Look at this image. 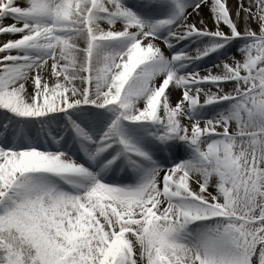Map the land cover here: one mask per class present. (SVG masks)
Listing matches in <instances>:
<instances>
[{
    "label": "snow or ice",
    "instance_id": "obj_1",
    "mask_svg": "<svg viewBox=\"0 0 264 264\" xmlns=\"http://www.w3.org/2000/svg\"><path fill=\"white\" fill-rule=\"evenodd\" d=\"M0 264H264V0H0Z\"/></svg>",
    "mask_w": 264,
    "mask_h": 264
},
{
    "label": "bare ground",
    "instance_id": "obj_2",
    "mask_svg": "<svg viewBox=\"0 0 264 264\" xmlns=\"http://www.w3.org/2000/svg\"><path fill=\"white\" fill-rule=\"evenodd\" d=\"M236 2V0H230V3H235Z\"/></svg>",
    "mask_w": 264,
    "mask_h": 264
}]
</instances>
